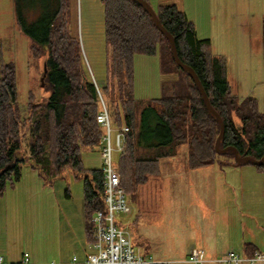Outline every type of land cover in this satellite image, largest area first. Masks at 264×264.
I'll list each match as a JSON object with an SVG mask.
<instances>
[{"label": "trees", "instance_id": "trees-1", "mask_svg": "<svg viewBox=\"0 0 264 264\" xmlns=\"http://www.w3.org/2000/svg\"><path fill=\"white\" fill-rule=\"evenodd\" d=\"M103 4L107 44L103 87L111 99L113 122L130 126L116 162L126 192L134 193L150 175L158 173L160 159L175 155L181 145L188 146L190 168L216 162L236 165V160L219 158L215 143L220 123L192 75L173 58L170 40L150 13L135 0H103ZM14 7L16 21L34 39L33 55L47 64L45 87L50 95L36 98L31 92L27 113H22L15 64L4 59L0 44V198L20 179L24 162L48 185L70 169L83 181L86 240L92 243L93 217L105 209L104 172L102 167H85L83 153L100 154L104 128L97 121L99 94L84 63L78 27L73 25L77 0H14ZM155 11L174 36L180 58L196 71L212 106L223 118L220 147L235 146L241 155L261 159L264 107L260 109L256 97L240 98L234 93L226 57L214 52L210 38L198 36L194 21L184 10L175 3H161ZM27 15L35 19L28 22ZM136 54L159 56L161 72L167 76L162 81V96L149 100L135 96ZM101 92L104 97L103 89ZM27 137L30 152L25 156L21 150ZM154 147L162 149L147 156L150 151L144 150ZM255 166L264 173V163ZM256 251L246 245L247 255Z\"/></svg>", "mask_w": 264, "mask_h": 264}, {"label": "rangeland", "instance_id": "rangeland-1", "mask_svg": "<svg viewBox=\"0 0 264 264\" xmlns=\"http://www.w3.org/2000/svg\"><path fill=\"white\" fill-rule=\"evenodd\" d=\"M149 2L154 9H158L161 3H175L179 8L185 10L189 19L192 21L194 20L198 36L202 39L210 38L214 52L226 57L228 63V79L234 93L240 98H245L247 96L256 97L259 101L260 109H263L264 0H235L231 2L229 11L226 12L213 10L212 3L209 2V0H149ZM27 16H29L27 17L28 22L35 19V17L31 15ZM16 19L14 0H0V44L4 59L14 62L15 64L18 104L22 113L26 114L31 92L35 94L36 98H41L49 97L50 91L45 87L47 86L46 80L45 86L41 85L44 60L41 57L33 55L31 46L34 39L27 31V28L23 24L19 25ZM75 23L78 27L77 29L82 45V55L86 68L90 74H94L98 83L105 85L107 44L105 37V9L103 0H77V12L76 20L73 23L74 26ZM165 78H167V76L161 72V62L158 55H135L134 87L137 98L159 97L162 93L161 82ZM102 89L104 99L109 105L112 114L113 106L111 99L107 95L105 88L103 87ZM167 91L171 93L170 89H167ZM28 142L29 137L24 140L21 150L22 154L25 156H28L30 152ZM180 148L181 150L178 151L176 163L168 167L162 166L160 173L150 176L151 181L155 183H158L157 181H182L184 183L192 181L193 183L192 188L184 187L183 185L169 188L170 191L179 192L180 199H182L181 204H164L161 201H157L155 204L145 203L143 205L142 224L147 234L153 237V246L149 247L150 251L153 253H155L154 246L162 238L161 235L163 230L167 232L174 231L176 235L179 231H183L180 226L177 227L179 221L176 218L173 220L175 225H170L168 217L181 214V212H183L182 216L186 213H200L199 211L197 212L196 207L198 204H203V201L206 205L216 202L215 206L218 214L224 213L231 208V214L236 216L243 229L248 230L249 227H252L254 224L249 213L250 206L248 205L247 208H244V204L239 201V194L237 195L235 191L226 194L220 189H217L214 200L210 199L211 201L199 195L202 192V188L195 187L194 183L199 181L208 182L213 179L224 181L226 179L224 170L220 168L221 166L216 162L213 167L203 169L198 172L197 175H194L195 172L190 174L191 172L186 167L187 151H185V149H187V147L181 146ZM119 158L120 155L116 151L114 153L115 162H118ZM219 158L223 161L234 162L235 155L234 153L226 152L220 154ZM83 161L87 168L101 167L102 165L101 154L98 152L83 153ZM245 164L256 167L251 163ZM240 167V165H235V167L229 168L232 172H230L231 174L228 173L227 179L239 181L241 179V174L238 172ZM44 183H46V181L39 176L38 171L33 169L29 162H24L22 164L20 179L16 181L14 186H8L3 196L4 198H0V248L8 247L21 250L23 247L26 249H31L33 247L35 243L34 240L36 239L33 230L36 217L38 216L37 213L34 215L33 208L37 207L34 205L39 206V203H37L39 198L43 197L44 200L45 197L51 196L52 193H56V197L62 194L66 197L67 201H70L71 194L74 199L77 198L78 194L80 197L83 196L84 198L83 181L76 178L74 172L70 169L66 170L63 175L57 177L52 186H48L47 184L45 185L46 188L43 189ZM158 185L159 184H150V188L148 189L150 191L146 192L145 190V193L143 190L146 187H141L139 190L141 200L139 202H134L132 196L127 193L130 211L124 214H117V216L125 222L128 218L132 219L137 213V210L141 208L144 200L147 201V198H157L162 195V188ZM169 189H167V191H169ZM194 192H196V194H194ZM11 198H20L17 203L21 205L22 214H19L20 211L16 212L19 216V233L10 234L9 239L6 229H13L5 224L7 218L1 215L5 211L3 204L9 203ZM248 198L251 197L248 196ZM255 200L256 202L253 204L255 210L253 213L259 216L257 217L258 227L256 230L260 231L262 223L260 218H262V216L264 218V206L261 205L264 198L262 199L259 194H256ZM47 201L45 204L49 205ZM64 206L65 204L63 202V212ZM6 212L8 213V211ZM241 215H244V217H241ZM167 223L169 230L167 229ZM129 228L131 233L134 234L133 228ZM155 240L157 242H154ZM177 246L176 244H174V246L162 245V247L161 244L159 245L163 253L167 250V254L173 255H178V252L175 251ZM140 249L143 252L146 250L145 247H141ZM235 252L240 253L237 250ZM217 258L219 257H216V259Z\"/></svg>", "mask_w": 264, "mask_h": 264}, {"label": "crops", "instance_id": "crops-1", "mask_svg": "<svg viewBox=\"0 0 264 264\" xmlns=\"http://www.w3.org/2000/svg\"><path fill=\"white\" fill-rule=\"evenodd\" d=\"M234 1L235 0H209V2L212 3L213 10L215 9L217 11L223 12L229 11V6L231 2ZM160 96H162V93ZM157 97L158 96L154 98ZM149 98L144 99L149 100ZM181 146L177 147V153L175 155L160 159V167L158 173L161 172L162 166L168 167L176 163L178 151L181 150ZM186 147L187 149H185V151H188V146ZM161 149L162 148L154 147L148 148L144 151H150L149 155L147 153V156L151 157L155 156V154L157 155L158 151H161ZM117 153H119V155L121 154V152ZM215 164L216 163H213L199 168H190L188 165L187 152L186 167L191 172L190 174L195 172L194 175H197L201 170L211 168ZM219 166H221L220 168H223L226 179L224 181H217L213 179L208 182H195V187L202 188V192L199 195L201 197H205L206 200L211 201L212 199L214 200L217 189H220L226 194L235 191L237 195L239 194V201L244 204V208H247L248 205L250 206L249 213L251 215V219H253L254 222L253 226L249 227L248 230L243 229L241 228L236 216L231 214V208L224 213L218 214V212L216 211L217 208L215 206L216 202L214 204L206 205L203 201V204H198L196 207L197 212L199 211L200 213H186L182 216L183 212H181V214H176L168 217L170 225H175L173 220H175L176 218L179 221L177 227L180 226L183 231H179V233L176 235L174 231L167 232L163 230L161 240L154 246L155 253L151 252L149 247L153 246V237L147 234V231L142 224V214L144 211L143 205L145 203L155 204L157 201H161L164 204H181L182 199H180L179 192L170 191L169 188L179 187L180 185L192 188L193 185L192 181L188 183H184L182 181H157L158 183H155L150 179V176L155 175L152 174L149 176L148 180L140 185L134 193L128 194L132 196L134 202H139L141 200L139 192L141 187H146L143 190V192L145 193V190L146 192L150 191L148 190L150 188V184H159L158 186L162 188L163 191L162 195L157 198H147L149 201L144 200L141 208L137 210V213L132 219L128 218L125 222L123 219L119 218L120 224L127 227L130 233L131 230L129 227L133 228L134 234L131 233V235L136 246L142 253L151 254L156 260L160 262L157 264H191L190 262H188V254L192 249L195 248L203 249L205 251V256L207 259L223 256L230 250H237L240 253L247 255V244H251L252 246H254V249L264 252V218L263 216L262 218H260L262 222L260 226L261 230L257 231V217L259 216L256 213H253V211L255 210L253 204L254 202H256L255 195L259 194L262 199L264 198L263 173H261V171L256 167L242 164L240 165V169H238V172L241 174V179L239 181H233L232 179L227 178L228 173L231 174L230 172H232L229 168L235 167V165H221L219 163ZM211 172L214 173L213 171ZM187 184H189L190 186ZM45 185L47 184H43V189L46 188ZM167 189H169V191H167ZM194 194H196V192H194ZM248 196L251 198H248ZM1 198L3 199L4 197ZM18 200H20V198H11L9 203L3 204L5 211L1 216L3 217L4 215L7 218L5 224L13 229H6V233L9 239L10 234L19 233V216L18 214H16V212L20 211L19 214H22V211L21 205L17 203ZM46 201L47 204L49 203V205L45 204ZM63 202L65 204L64 212L62 211ZM37 203H39V206L34 205L37 207L33 208L34 215L36 213L38 214L33 230L34 236L36 237L33 247L31 249H26L25 247H23L21 250H16L14 248L8 247L0 248V255H3L7 262L20 261L25 253H29L31 261L34 264H49L52 262L68 261L74 255H77L79 258L83 259L88 254L95 251L91 243L86 240L83 196L80 197V195L78 194L77 198L74 199L71 194L70 201H67L66 197L62 194H59V196L56 197V193H52L51 196L45 197L44 200L43 197L39 198ZM261 205L264 206V201ZM6 211H8V213ZM241 217H244V215H241ZM166 225L168 229V223ZM154 242L157 241L155 240ZM160 244L161 247L162 245H178L175 249V251L178 252V255L167 254V250H165V252L163 253V251H161L160 249L161 247H159ZM141 247H145L146 250L143 252L140 249ZM207 264L218 263L209 261ZM256 264H264V261H259Z\"/></svg>", "mask_w": 264, "mask_h": 264}, {"label": "built area", "instance_id": "built-area-1", "mask_svg": "<svg viewBox=\"0 0 264 264\" xmlns=\"http://www.w3.org/2000/svg\"><path fill=\"white\" fill-rule=\"evenodd\" d=\"M100 98L101 110L97 121L104 128L101 146V161L104 172V201L105 209L98 210L94 217L95 239L91 243L95 249L83 259L74 255L68 261L52 262L49 264H157L160 263L151 254L142 253L136 246L129 229L119 222L117 214L130 211L127 192L121 185V177L117 171L114 153L121 152L126 142L130 126L126 123L117 125L113 122L110 109L101 89L104 84L97 82L94 74H90ZM209 261L221 264H255L264 261V252L256 251L254 255H242L230 250L219 258L207 259L205 251L200 248L192 249L188 254L191 264H207ZM0 264H34L29 253L17 262H7L0 255Z\"/></svg>", "mask_w": 264, "mask_h": 264}, {"label": "water", "instance_id": "water-1", "mask_svg": "<svg viewBox=\"0 0 264 264\" xmlns=\"http://www.w3.org/2000/svg\"><path fill=\"white\" fill-rule=\"evenodd\" d=\"M135 1L139 2L150 13L151 17L153 18V20L155 21V23L157 24L159 29L168 37V39L171 42L173 58L175 59V61L177 62V64L181 68L185 69L186 71H188L192 75V77L194 78L196 84L198 85V87H199V89L203 95L204 101H205L209 111L218 119V121L220 123V134L217 137L216 143H215V147H216V150L218 151V153L223 154V153H226L229 151H233V153L235 155L236 165H241V164H245L248 162H252L255 165L263 164L264 163V155L261 159H256L250 155H241L239 150L235 146L220 147L221 140H222L223 135L225 133V124H224V121H223V118L221 117V115L212 106V104L209 100V97L206 93V90L204 89L198 74L190 65L186 64L180 58L178 51H177V45H176V40H175L174 36L162 24V22L158 18V15H157L155 9L152 7L151 3L148 0H135ZM46 76H47V64L44 62V70H43V75L41 78V85L42 86H45Z\"/></svg>", "mask_w": 264, "mask_h": 264}]
</instances>
